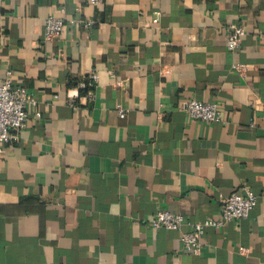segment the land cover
Segmentation results:
<instances>
[{"label": "crops", "instance_id": "obj_1", "mask_svg": "<svg viewBox=\"0 0 264 264\" xmlns=\"http://www.w3.org/2000/svg\"><path fill=\"white\" fill-rule=\"evenodd\" d=\"M7 71L36 103L0 145V264H264V0H0ZM244 187L249 216L206 228L198 254L149 224L168 210L187 231Z\"/></svg>", "mask_w": 264, "mask_h": 264}, {"label": "built area", "instance_id": "obj_2", "mask_svg": "<svg viewBox=\"0 0 264 264\" xmlns=\"http://www.w3.org/2000/svg\"><path fill=\"white\" fill-rule=\"evenodd\" d=\"M91 4L98 3V0H88ZM157 19L154 18L153 22ZM93 22H86V26ZM63 22L61 19L47 16L44 21L43 37L49 41L58 38L62 32ZM245 30L237 24H230L227 28L226 49L237 50L240 45ZM0 84V145L12 143L17 139L16 131L24 125L27 117L26 105H34L35 99L22 86H12L9 80V72ZM97 80V74H89V86ZM179 109L189 118L205 123H213L221 120V108L217 102H206L194 99L183 100L179 103ZM119 116H124L123 110H118ZM257 203V195L247 187L234 191L228 196L221 197L219 200V211L216 216L206 218L196 223H186L189 227L187 231L181 228L185 224L181 214L173 213L168 210H159L149 222L155 229L179 232V239L185 251L198 254L201 251V238L206 228L218 229L224 224L243 219L249 216L251 210Z\"/></svg>", "mask_w": 264, "mask_h": 264}]
</instances>
